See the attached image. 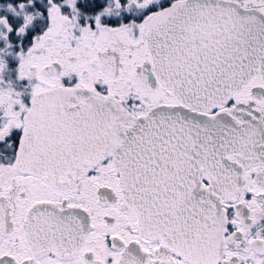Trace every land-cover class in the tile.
Returning <instances> with one entry per match:
<instances>
[{"label":"snow or ice","instance_id":"obj_1","mask_svg":"<svg viewBox=\"0 0 264 264\" xmlns=\"http://www.w3.org/2000/svg\"><path fill=\"white\" fill-rule=\"evenodd\" d=\"M0 264H264V0H0Z\"/></svg>","mask_w":264,"mask_h":264}]
</instances>
